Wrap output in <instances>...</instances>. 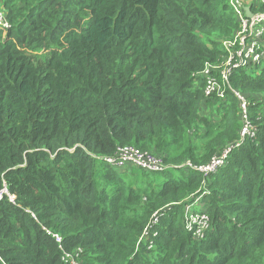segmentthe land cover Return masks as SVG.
Returning <instances> with one entry per match:
<instances>
[{"label":"trees","instance_id":"trees-1","mask_svg":"<svg viewBox=\"0 0 264 264\" xmlns=\"http://www.w3.org/2000/svg\"><path fill=\"white\" fill-rule=\"evenodd\" d=\"M1 4L0 264H69L47 230L83 264H264V61L234 70L224 97L199 75L240 28L228 0ZM232 89L257 133L204 176L184 164L239 137ZM127 144L171 166L102 159ZM195 202L211 218L201 239L185 228Z\"/></svg>","mask_w":264,"mask_h":264},{"label":"built area","instance_id":"built-area-1","mask_svg":"<svg viewBox=\"0 0 264 264\" xmlns=\"http://www.w3.org/2000/svg\"><path fill=\"white\" fill-rule=\"evenodd\" d=\"M228 1L239 19L240 28L232 39L223 41L226 53L222 60L207 63L202 71L199 72V75L205 80L206 96L217 95L219 97H224L226 87L231 88L230 76L234 70L257 66L264 61V12L259 10L254 11L252 7L257 3L255 6L258 8V1ZM245 5L251 6L253 12L252 17L246 15L244 10ZM0 27H11L4 7L1 4V0ZM232 90L240 100L239 115L242 125L239 137L233 142L227 144L220 153L214 154L206 163L196 165L191 161H187L184 164L187 168L195 169L201 172L204 176L216 173L227 163V159L233 149L240 147L247 138H254L257 133V126L253 123L251 116L249 115L248 101L238 90ZM102 159L115 167L132 165L152 172H161L171 166L153 151L143 150L132 144L119 146L113 155L105 156ZM3 193L9 195L7 189L4 188L0 193V199L3 197ZM10 198L13 200V197L10 196ZM195 204L197 203L189 204L185 208V228L190 231L194 237L201 239L210 228L211 218L208 213L195 209L193 207ZM160 214V210L154 212L149 224L145 228L144 236H147L153 227L158 224ZM47 231L56 238L61 249H63V260L65 262L69 264H83L81 260L82 248H76L72 251L64 250L62 246L63 239L60 234L53 233L50 230Z\"/></svg>","mask_w":264,"mask_h":264},{"label":"water","instance_id":"water-1","mask_svg":"<svg viewBox=\"0 0 264 264\" xmlns=\"http://www.w3.org/2000/svg\"><path fill=\"white\" fill-rule=\"evenodd\" d=\"M244 10H245L246 15H247L248 17H252V16H253V12H252V10H251V6H249V5H245V6H244Z\"/></svg>","mask_w":264,"mask_h":264},{"label":"rangeland","instance_id":"rangeland-1","mask_svg":"<svg viewBox=\"0 0 264 264\" xmlns=\"http://www.w3.org/2000/svg\"><path fill=\"white\" fill-rule=\"evenodd\" d=\"M258 3H259V5L261 4V2H258ZM193 207H194L195 209H197L198 205H193Z\"/></svg>","mask_w":264,"mask_h":264},{"label":"crops","instance_id":"crops-1","mask_svg":"<svg viewBox=\"0 0 264 264\" xmlns=\"http://www.w3.org/2000/svg\"><path fill=\"white\" fill-rule=\"evenodd\" d=\"M257 1L263 3L264 0H257ZM195 205H196V204H195ZM197 209H198V207H197Z\"/></svg>","mask_w":264,"mask_h":264}]
</instances>
